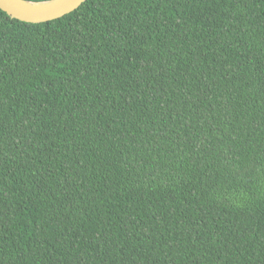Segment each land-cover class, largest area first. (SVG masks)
<instances>
[{"label": "trees", "instance_id": "trees-1", "mask_svg": "<svg viewBox=\"0 0 264 264\" xmlns=\"http://www.w3.org/2000/svg\"><path fill=\"white\" fill-rule=\"evenodd\" d=\"M0 264H264V0L0 8Z\"/></svg>", "mask_w": 264, "mask_h": 264}, {"label": "water", "instance_id": "water-1", "mask_svg": "<svg viewBox=\"0 0 264 264\" xmlns=\"http://www.w3.org/2000/svg\"><path fill=\"white\" fill-rule=\"evenodd\" d=\"M86 0H0V8L12 18L41 23L54 20L78 9Z\"/></svg>", "mask_w": 264, "mask_h": 264}]
</instances>
